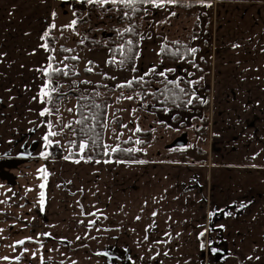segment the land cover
I'll list each match as a JSON object with an SVG mask.
<instances>
[{"label": "crops", "instance_id": "obj_1", "mask_svg": "<svg viewBox=\"0 0 264 264\" xmlns=\"http://www.w3.org/2000/svg\"><path fill=\"white\" fill-rule=\"evenodd\" d=\"M218 1L217 38L204 43L219 52L210 66L222 150L210 185L214 207L245 209L244 238L233 236L242 219L224 223L233 253L225 261L264 264V0ZM56 13L57 0H0V264H195L201 233L182 202L183 170L167 168L172 178L160 182L146 165L44 157L50 127L40 93L53 55L42 45ZM196 170L201 182L210 174ZM248 196L257 199L240 202Z\"/></svg>", "mask_w": 264, "mask_h": 264}, {"label": "rangeland", "instance_id": "obj_2", "mask_svg": "<svg viewBox=\"0 0 264 264\" xmlns=\"http://www.w3.org/2000/svg\"><path fill=\"white\" fill-rule=\"evenodd\" d=\"M218 3L219 1L217 0L216 4L209 5L212 9L209 27L206 26L209 22V18L202 16L200 20V32L206 31V34L207 32L210 34V42L208 45L211 44L213 35L215 36L216 34L217 38L216 30L218 18L216 13L220 8V4ZM83 4H86V1L62 0V2H60L57 0V13L53 20V24L56 27H50L52 43H50L51 47L48 45L52 55L56 61H58L60 66H65L68 63L64 60L65 57L62 56V53H64L62 52V49H72L71 56L79 57V59H77L78 62H76L75 65H72V62H70L71 67L74 70L73 72L78 74L76 78L77 81L90 82L87 83V85H79L81 89L86 88L88 92L104 91L99 93V95H103L104 93L107 97H111L112 102L109 106L107 128L105 132L106 145H110L114 148L120 144V141L132 139L134 142V148L141 151L142 158L140 160L145 161L143 164L138 163L137 161L120 162L139 166L146 165L155 168V172L158 170V178H160V182H162V179L165 177H168L169 179L172 178L173 173L165 171L167 168L183 170L187 180L185 179L184 186L179 185V187H183L184 190V199H182V202L183 205L185 204V206L191 210V218H189L191 227L193 226L192 228H194L197 233H203V235H201L199 261H195V264H231V260L225 261L224 259L230 254H233L231 253L229 236L226 232L224 223L226 221L227 223H231L232 220L230 218H236L237 220L242 219V221L239 222L240 224H237L239 228L235 231L236 234H234L235 232L233 233V236L238 239L242 237L244 238L245 230L241 228L240 225L244 221L241 215L244 214L245 209L242 210L235 207V210H232L233 208L225 209L223 206H217V208L214 207L216 203L212 193L213 189H211L210 185L212 182L210 170L214 163L213 157L214 153L219 151L217 144L220 142V133L215 131V122L213 119V106L215 103V101H213V80L215 76L214 64L212 66L211 63L210 66L211 58H215L219 54V52L217 53V43L215 44L213 41L214 44H212L211 50L204 44H207L208 40L196 41L194 43L195 47L199 46V50L197 54H195L194 60L202 68L201 71L197 70L198 68L194 65L195 63H186L182 61L173 63L161 60L158 56L159 41L148 39V37H146L141 44L136 74L127 69H113L106 64V60L109 57V49L107 47H102V45L100 46L97 44L90 48L81 49L78 43L80 42L79 35L81 32L74 35V32H77L76 28L65 27L66 25H69L72 20H76L77 16L82 17L84 15L83 11L80 9L82 6L86 7ZM189 21L193 23L194 20L190 18ZM158 28L160 29V27ZM159 29H156V32H161ZM76 37L78 38L77 41ZM201 38H204V36ZM198 57H203L202 61L204 59L206 60V63H201ZM89 61L92 63L90 64ZM87 68H91L92 71H87ZM153 68L155 69L153 74H156V77L153 79L155 82L167 79L175 80L177 78L186 80L188 83L192 84V81L194 80V87L191 86L190 89V92L192 93L190 100L193 103L183 110L169 109L158 111L154 100L158 99L155 94L159 93V91H155L154 93L147 91L146 95L142 96V98L134 91H128L125 87H117V85L126 84L129 80L139 79L140 77L145 78V73H151ZM160 68H163L162 70L171 69L172 73L170 78H166L165 75L160 77L158 75ZM112 77H114V79H112ZM150 78H152V76ZM145 82L147 81L145 80ZM77 86L78 85L73 86L71 84L68 89L71 87L76 88ZM57 94H62V91L58 90ZM93 95L99 96L96 94ZM128 96L133 97V99L129 100L124 98ZM118 98L120 99L118 100ZM76 102L77 101L74 97H71L68 101H64V103L62 101L58 112L52 114L54 126L53 131L58 133V135L53 137V141L60 142L64 155L62 154L63 156L61 157L48 159L63 162L66 160H81L80 157L65 159V155L69 150V148L65 146V143L69 138L68 134L70 132L68 131V128L64 127V125H67L70 122L73 124L75 119ZM69 109H72V111H68ZM122 125H127V127H122ZM136 127H139L141 131L135 132ZM239 128L243 134L249 132L245 126H239ZM184 132L188 134L189 139V144L185 148H166L168 144ZM121 133H123V135H120ZM253 133L256 135V138H262V135H259L258 131L256 132V130H254ZM117 137L119 138L117 139ZM137 139L143 141L144 146L136 144L135 141ZM261 142L264 143V138ZM221 150L222 148H220V151ZM109 151H111V149H109ZM83 156H85V152L83 153ZM109 161L114 162L112 160ZM201 166H205L210 173L206 174L205 179L202 182L200 181V174L198 170H196ZM63 167H65L64 173L67 174L72 172V170L75 171L77 169L71 167L68 168V165H64ZM252 199L256 200L257 196L244 197V201L240 202L243 203L246 200L251 201ZM26 206L31 207L32 209L25 216L28 219L29 215L32 214L33 205L26 203ZM213 208H216L215 212L213 211ZM8 210L10 214H12L14 208L8 206ZM233 221L235 222L236 220ZM149 246L150 245H147V247ZM196 246L197 245H195L193 249H195ZM187 249L192 253L191 246H187ZM195 252H197V250ZM192 264L194 263L192 262Z\"/></svg>", "mask_w": 264, "mask_h": 264}, {"label": "trees", "instance_id": "obj_3", "mask_svg": "<svg viewBox=\"0 0 264 264\" xmlns=\"http://www.w3.org/2000/svg\"><path fill=\"white\" fill-rule=\"evenodd\" d=\"M80 1H86L85 5L86 7L93 6L96 10H100L101 8H104L108 5H114L113 3H107V4H99V3H89L88 0H80ZM84 7V6H82ZM136 11H133L132 7H126L122 4H115L113 7L110 8L111 13L116 14L120 13L122 16V20L120 21V25H118L117 33L115 34L116 39L114 40H102L104 42L103 47H107L109 49V57L106 60V64L110 68H119V69H127L129 71H132L134 74L137 73V61L139 57L137 58L136 54H140V48L142 41L147 37V25L148 21H151L150 19L154 17V19L158 20V18L161 17L162 14L169 15L171 17H175L178 15L179 19H187L192 18L194 20V27H196L195 32L201 31L200 26V20L202 16H206L209 18V22L206 26L209 25L211 21V13L212 9L208 4H203L199 1H192V0H177L176 4H165L162 7H154L151 4H136L133 6ZM82 10V8H80ZM85 9V8H84ZM127 13V15H125ZM175 13V15H173ZM210 15V16H209ZM79 28H76L77 32H74V35L77 33H80L82 31L81 25H78ZM193 26V25H192ZM132 27L133 32H126L125 29ZM82 28V29H81ZM209 31V30H208ZM51 30L48 31V36L46 37L47 45H50L52 43V37L50 35ZM206 32V31H205ZM208 39L210 38V34L207 32ZM131 40L133 43L131 46L127 44V41ZM81 49L84 48H90L94 45H99V42L92 43L88 38L85 39L83 42H78ZM121 46H123V52L121 51ZM51 47V45H50ZM129 47L132 48V51L129 52ZM193 47L189 43H177V41H174L172 43L164 44L161 48L165 51H160V57L167 60V61H182L186 63H195L194 65L196 68H198V71H201L200 65L195 62L194 57L195 54H197L199 50V46L195 54H190L189 50ZM65 49V48H63ZM62 56L63 57H69V59H64L68 64L65 66H60L58 61L56 59H51V65L53 69H63L65 71H68V75L65 76L63 74V71L60 72H51L50 77L47 76V79H51L52 87L57 88V91L52 92L51 99H46L47 103V109L51 110V114L46 113L49 119V124H51L50 132L53 131V121H52V114H56L59 109V106L62 104V101H68L71 97H74L76 99V106H75V120L82 119L83 117H88L87 120H85L84 125H79L73 122L72 128H68V131L70 132L68 134V140L65 143V146L69 148L68 153H66L65 156H69L71 153V158H78L80 157L78 155L79 151V142L81 140H85L88 142L89 147L86 149L85 152V158L91 157L93 160H105V161H124V162H135L139 161L141 157V151H133V152H127L126 149H136L134 148V142L132 139L122 140L120 141L119 145V151L112 152L109 151V155H104V147L103 145H106L105 143V132L106 128L103 127V124H107L108 121V114H109V106L112 102L111 97H107V95H99L95 96L93 94L96 93H102L104 91L100 92H94L90 91L88 92L86 88L81 89L79 85L86 84L77 81V73H74L73 68L71 67L70 62H72V65H75L78 60H72L70 57H72V52H66L62 50ZM173 53H177L176 55H173ZM54 57V56H51ZM127 57V59H125ZM203 57H198L199 61L201 63H206V60L203 59ZM114 59L117 61V63H108L109 60ZM124 60L125 62L123 64H120L119 61ZM75 62V63H74ZM74 63V64H73ZM133 68H135V71H133ZM71 81V82H70ZM132 86L131 87H125L128 91H134L139 96L146 95L147 89H149V85H147V82H145V78L143 77V81H140V79H134L132 80ZM70 82V83H68ZM71 84L73 86L78 85L76 88H70L68 89ZM178 85V86H177ZM191 86L193 87V84L188 83L186 80H181L180 83H177L176 81H173V83H165L160 87L159 93H156L158 99H155L156 103V109L158 111H164L169 109H179L183 110L188 107V105H191L188 103V101L191 99ZM105 87V86H104ZM184 89L183 92L180 91V89ZM65 89V90H64ZM68 89V90H67ZM50 90V89H49ZM58 90L62 91V94H57ZM64 90V91H63ZM107 92V91H106ZM105 92V93H106ZM61 95V96H60ZM143 98V97H142ZM193 101V100H192ZM94 104H99L101 107L99 109L93 107ZM207 105V104H205ZM96 117V119H93V117ZM84 127L86 130L94 127V132H88L87 135H84L80 132V129ZM95 133H100V137L97 140V143L93 145L92 140L90 137H93ZM54 136H50L48 134V140H50L52 143L49 144L47 141V150L44 154V157L46 158H56L63 156V150L60 142H54L53 141ZM64 137V136H63ZM127 141V143H125ZM72 142H75V147L71 146ZM142 146H144L143 143H141ZM63 154V155H62Z\"/></svg>", "mask_w": 264, "mask_h": 264}, {"label": "flooded vegetation", "instance_id": "obj_4", "mask_svg": "<svg viewBox=\"0 0 264 264\" xmlns=\"http://www.w3.org/2000/svg\"><path fill=\"white\" fill-rule=\"evenodd\" d=\"M114 5L105 6L100 10H96L95 8H93V6L82 7L84 15L82 17H76L77 25L74 26V28H77L78 25H81V27L83 26L81 34L79 35L80 42H83L86 38H88L90 42H99V45H102L103 47L104 42L102 40L108 41L116 39L115 34L120 33L117 32V30L118 25H120V21L122 20V15L120 13H111L110 8ZM189 19L190 18L179 19L178 15H176L175 17H171L169 15L162 14L161 17L158 18V20L152 17L150 19L151 21H148L147 37L148 39L159 41L160 44L158 49V56L161 60L167 61L160 57V51L164 44L177 41L178 43H189L193 48L198 49V47L194 46V43L196 41L208 40L206 32H195L197 28L194 27V21L193 23H191ZM158 27H160V29ZM156 29L161 30V32H156ZM202 36H204V38H201ZM77 40L78 38L76 39V41ZM167 62L176 63L174 61ZM162 69L163 68H160L161 71L159 70V73L163 72L165 73L166 78H170L172 70ZM151 76L152 78H150ZM159 76L163 77L161 75ZM155 77L156 74H153V72L145 75V80L149 85V89H147V91L151 93L159 91L160 87L166 82L168 83V81H176L177 83L181 81V79L176 78L175 80L167 79L158 80L159 82H155V80H153ZM193 83H195L194 80L192 81V84Z\"/></svg>", "mask_w": 264, "mask_h": 264}, {"label": "snow or ice", "instance_id": "obj_5", "mask_svg": "<svg viewBox=\"0 0 264 264\" xmlns=\"http://www.w3.org/2000/svg\"><path fill=\"white\" fill-rule=\"evenodd\" d=\"M88 2H89V3H99V4H107V3L117 4V3H119V4H122V5L126 6V7H132V8H133V11H136L137 9H135L133 6L136 5V4H138V3H139V4H151V5H153L154 7L159 8V7L164 6L166 3H167V4H176V3H177V0H88ZM125 15H127V13H125ZM173 15H175V13H173ZM76 24H77V21H76V20H72L71 23H70L69 25H66L65 27H67V28H74V26H75ZM55 27H56V26L53 24V25H52V28H55ZM124 31H126V32H133V28H132V27H129V28L125 29ZM44 36L47 37V36H48V33L46 32V33L44 34ZM42 38H43V37H42ZM132 43H133V42H132L131 40L127 41V44H128L129 46H131ZM177 43H178V42H177ZM42 46H43L46 50H48V45H47V44H44V45H42ZM62 50H63V51H66V52H71V51H72V49H62ZM53 51H54V50H53ZM121 51L123 52V46H121ZM128 51L131 52V51H132V48L129 47ZM161 51L163 52V51H165V50L162 49ZM196 51H197V49H195V48H192V49L189 50L190 54H195ZM176 54H177V53H173V55H176ZM136 56H137V58H138V57H139V53H137ZM70 58H71L72 60H77V59H79L78 56H72V57H70ZM49 59H50V60H51V59H54V57H50ZM65 59H69V57H65ZM125 59H127V57H126ZM124 62H125L124 60L119 61L120 64H123ZM89 63L91 64L92 62L89 61ZM108 63H110V64H112V63H117V61H115L114 59H112V60H109ZM65 68H67V66H65ZM86 70H87V71H92L91 68H87ZM53 71H55V72L63 71V74H64L65 76L68 75V71H65V70H63V69H53L51 64H49V66H48V70H45V75L50 77V74H51V72H53ZM133 71H135V68H133ZM151 71H152V72H155V69L153 68ZM145 75H147V73H145ZM159 75L164 76L165 73L161 72V73H159ZM112 79H114V77H112ZM139 79H140V81H143V77H140ZM82 83H90V82H89V81H82ZM132 83H133V81H132V80H129V81H127L126 84H120V85H117V87H119V88L131 87V86H132ZM168 83H173V81H168ZM177 86H178V85H177ZM105 87H106V86H105ZM49 89H50V90H49ZM55 91H57V88L52 87L51 79H49L48 82L44 85V88L41 90L40 95H41L42 98H48V99L50 100V99H51L52 92H55ZM180 91L183 92L184 89L181 88ZM96 95H99V93H96ZM124 98H125V99H129V100L133 99V97H131V96L124 97ZM119 99H120V98H118V100H119ZM42 102H43V101H42ZM188 103L190 104V103H191V100H189ZM93 107L99 109L101 106H100L99 104H94ZM57 111H58V109H57ZM68 111H72V109H69ZM133 111H135V110H133ZM45 113H49V114H51V110L46 108L43 112H41V115H44ZM87 119H88V117L85 116V117H83L82 119L75 120L74 123L79 124V125H84L85 120H87ZM93 119H96V117L94 116ZM102 126L106 128V127H107V124L105 123V124H103ZM49 127H51V124H49ZM64 127H66V128H70V129H71V128H72V123L70 122L69 124L64 125ZM122 127H125V128H126L127 125H122ZM140 131H141V129H140L139 127H136L135 132H140ZM80 132L83 133L84 135H87L88 132H94V127H93V128H90V129H87V130H86L84 127H82V128L80 129ZM49 135H50V136H56V135H58V133H57V132H49ZM120 135H123V133H121ZM99 137H100V133H95L93 137H90V139L92 140L93 145H95V144L97 143V140L99 139ZM118 138H119V137H117V139H118ZM44 139H45L46 141H48L49 144L52 143L50 140H48V137H47V136H45ZM125 143H127V141H125ZM135 143H136V144H141V143H143V141L137 139V140L135 141ZM72 146H73V147L76 146V145H75V142H72ZM78 147H79L80 159H81V160H86V162H87L88 160H91V157H90V156L87 157V158H85V157L83 156L84 151H85L86 149H88V147H89L88 142L85 141V140H81V141L79 142ZM103 147H104V149H105V151H104V155H109V149H111L112 152H116V151H119V150H120L118 146L113 148V147H111L110 145H103ZM137 150H138V149H131V148H130V149H126L125 151H127V152H133V151H137ZM45 155H46V154H45ZM65 159H71V153H70L69 156H66ZM74 162H75V163H80V160H75ZM96 162L99 163L100 161H96ZM105 162H111V161H105ZM137 162H138V163H141V164L145 163V161H143V160H140V161H137ZM39 171H40L42 174H44V178L46 179V178H47V177H46V170L43 169V168H41ZM40 187L43 189V188L45 187V185H44V184H41ZM44 196H45L44 192L41 191V193H40V198H41V199H40V203H41L42 205H43V203H44ZM93 215H95V214L93 213ZM152 215L155 216L156 213L153 212ZM139 218H140V217H137V219H139ZM0 231H2V230H0ZM201 235H203V233H201ZM17 243H18V244H23L24 241L21 240V241H18ZM25 251H27V249H25ZM4 259H8V258H7V257H4ZM17 259H18V258H17Z\"/></svg>", "mask_w": 264, "mask_h": 264}, {"label": "water", "instance_id": "obj_6", "mask_svg": "<svg viewBox=\"0 0 264 264\" xmlns=\"http://www.w3.org/2000/svg\"><path fill=\"white\" fill-rule=\"evenodd\" d=\"M189 144L188 134L182 133L176 137L170 144L166 146L167 149L185 148Z\"/></svg>", "mask_w": 264, "mask_h": 264}, {"label": "built area", "instance_id": "obj_7", "mask_svg": "<svg viewBox=\"0 0 264 264\" xmlns=\"http://www.w3.org/2000/svg\"><path fill=\"white\" fill-rule=\"evenodd\" d=\"M213 2L216 4L217 0H213Z\"/></svg>", "mask_w": 264, "mask_h": 264}]
</instances>
